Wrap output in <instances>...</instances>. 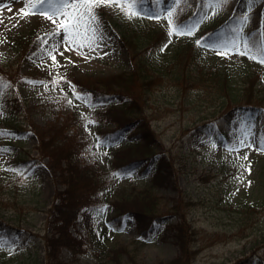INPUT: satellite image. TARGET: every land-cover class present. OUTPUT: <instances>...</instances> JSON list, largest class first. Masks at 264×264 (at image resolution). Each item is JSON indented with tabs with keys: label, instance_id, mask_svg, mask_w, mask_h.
<instances>
[{
	"label": "rangeland",
	"instance_id": "374dc122",
	"mask_svg": "<svg viewBox=\"0 0 264 264\" xmlns=\"http://www.w3.org/2000/svg\"><path fill=\"white\" fill-rule=\"evenodd\" d=\"M163 3V0L155 3V12L162 13L160 19H128L115 7L97 8L96 12L102 24V38L98 37L93 45L95 51L90 52L88 48H83V55L74 51L65 52L64 56L57 55L58 66L54 67L47 53L61 40V37L49 35L56 25L39 14L20 19L18 13L24 7L22 2L0 0V4H7L11 8V11H8L7 7L0 10V18L3 19V23H0V40L3 41L0 43V53H3L0 59L8 65L7 68L12 74V80L6 88L8 108L14 104L17 106L8 113V116L14 119L12 123L4 117L0 107V133H6L0 135V150L7 149L0 151V217L20 228L16 236L9 235L7 231H0V238L7 239L13 247L11 252L7 248L0 250V257L13 256L8 259L11 264H44L45 239H59L53 228L56 224V214L51 208L56 200V193L66 187L64 177L61 176L67 173V166L70 164H75L78 168L85 167L92 177L89 181L100 179L101 183L103 178L104 185L109 187L106 188L103 215L95 214L87 224L78 218L69 228L73 236L82 239V250L73 252L64 242H60L58 248L55 247L58 259L69 264H114L110 259L111 248H126V251L121 250L123 264H129L130 254L135 255L140 264L170 260L179 253L171 227L179 220L178 214L173 215L171 211V206L177 205L185 220L200 231L197 240L199 253L193 264H230L254 256L256 257L253 264H264V151L258 150L264 132L248 114H241L242 111L239 110L236 111V116H242L227 136L223 133H212L205 137L204 134L190 133L188 129L194 126L196 119L199 120L201 115H209L211 118L214 116L212 111L216 116L220 112L221 97L210 101L209 96H206L208 90H203L204 95L195 90L185 92L176 89L174 85L164 84L153 91L151 106L158 107L162 112L158 119L152 121L157 130L158 149L161 152L167 151L170 155L169 179L176 180L179 192L168 183L151 189L152 193L159 197L162 217L154 224L146 238L139 237L134 222L128 217L123 219L117 230L104 227L105 217L114 213L111 201L116 200L124 191L128 192L131 187L138 190L145 187L148 177L143 179L133 172L121 176L115 184L114 178L110 181L105 178L102 169L106 168L111 153L126 145L125 141L119 140L101 146L105 142L97 138V124H88L86 121H94L97 113H104L108 109L107 105L90 106L93 104L86 93L76 92L81 96V99H77L73 95L72 86L66 81L68 72L79 70L91 75L127 73L133 68L134 57L139 56L135 51L140 55L144 52L150 57L153 55V62L163 63L169 55V50L176 44L189 41L196 46V40L201 33L215 24L219 17L242 15L246 7V0H230L216 15H212L211 9L204 6L203 0H182L179 3L175 0L169 8ZM196 5L199 7L200 27L198 26L193 36H173L169 43L165 10L181 9L182 14L175 15V20L176 17L181 18L189 13L188 10L194 11ZM139 7L145 13L152 12L145 5ZM205 14L208 19H202ZM59 22L58 19L57 24ZM140 31L142 34H139ZM136 32L139 37L132 38L133 46L125 45L123 37L130 38ZM29 33L42 35L38 49L23 61L16 60L12 37ZM243 33L247 34L250 40L261 38L260 33H264V0H255L251 6ZM157 35L159 45H147L146 37L155 40ZM231 35H224L212 43L197 44L198 47H203L202 49L197 46L190 49L189 46L190 52L194 50L195 65L218 68L228 66L232 68L230 72L238 76L239 81H242L247 73H252L255 77L260 73L259 76L264 82V64L246 56L217 55L215 47L209 46L222 43ZM165 45L167 47H164ZM63 47L61 44L58 51H62ZM134 53L137 56H134ZM66 57L74 63H70ZM150 57H147V60ZM186 69L181 63L164 67L168 76ZM61 77L63 79H60ZM54 78L59 79L58 84L52 83ZM33 81L43 83H32ZM213 91L214 89L210 91V97ZM262 94L263 92L259 96L264 99ZM85 96L90 104L83 99ZM216 96L212 94V97ZM69 100L72 101L71 104L68 103ZM51 125L55 129L63 127L67 135L75 136V139L85 143L82 151L68 160L60 161V169L50 161L49 156L37 149L39 141L35 130H50ZM113 125L111 123L109 127ZM249 125L256 140L251 148L240 143L244 140V132L248 130ZM53 131L45 135L46 140L51 136V144L48 146L63 145L66 150L67 146L63 144L64 140H61L63 133ZM252 139L253 136H249L245 144L250 143ZM230 148L236 150L229 151ZM244 155H247V160L242 159ZM246 168L249 170L246 171ZM76 178L78 177L75 174L73 179ZM101 195L99 191L96 197ZM245 262L243 264H247Z\"/></svg>",
	"mask_w": 264,
	"mask_h": 264
},
{
	"label": "trees",
	"instance_id": "16d2710c",
	"mask_svg": "<svg viewBox=\"0 0 264 264\" xmlns=\"http://www.w3.org/2000/svg\"><path fill=\"white\" fill-rule=\"evenodd\" d=\"M163 2L164 6L169 8L175 0H163ZM141 5H145L150 11L156 9L153 0H143ZM180 11L182 10L179 8L175 9V15L182 14ZM188 12L182 15L181 18L176 17L175 20L186 25L194 24V22L200 20L198 5L195 6L194 11L188 10ZM236 26H238L236 15L225 18L219 17L216 23L207 31L200 36L198 35L201 44L212 43L217 38L231 34V29ZM135 37H139L137 32L130 38L124 36L125 45L131 47L132 38ZM41 38V34L34 33L12 37L11 42L16 53V60L23 61L29 54L36 51ZM146 39L148 40L147 45L150 43L154 44L153 47L159 45V35L155 40H153L154 38L150 40L147 37ZM193 46L196 48L197 43L196 46L189 41L176 44L169 50V55L163 63L153 62V55L150 57L145 52L140 55L135 51L139 56L138 58L134 57L133 68L127 73L91 75L79 70L68 72L66 81L72 86V92L74 90L78 93H86L90 96L93 104L105 103L109 106L104 113L96 114V119H94L98 124L97 136L105 142L101 146L119 140L125 141L126 145L113 151L106 162V168L102 169L101 172L105 173V178L109 181L114 178L115 184L120 176L132 172L143 179L148 177V181L146 180L148 184L145 187L139 190L131 187L128 192L124 191L116 200L111 201L114 213L104 219V227L107 229L117 230L123 219L128 217L134 222L136 233L141 238H146L152 231L154 224L159 222L162 217V212L159 209V197L153 194L151 189L168 183L169 186L176 187L179 192L176 180L173 178V181H170L169 179V174L171 175L170 155L167 151L161 152L158 149L157 130L152 125V121L158 119L162 113L158 107L151 106V94L159 86L171 84L176 89H182L185 92L195 90L203 94V90H208L209 93L206 96H209L210 101L221 97L218 115L216 116L213 111L214 116L211 118L208 117L209 115H201L199 120L196 119L194 126L188 129L193 135L204 134L205 137H208L212 133H223L227 136L229 130L237 126V121L242 116H236V111L239 110L242 111L241 114H248L256 122V125L264 130V99L259 96L261 92L264 94V82L259 74L257 73V77H255L254 74L247 73L246 77L239 81L238 76L235 73L232 74L230 72L232 68L228 66L226 68H218L217 66L199 67L197 64L195 65L194 50L190 52L188 49V47L191 49ZM198 48L202 49L203 47ZM137 55L134 53V56ZM147 57H150L149 60H147ZM1 61L0 59V85L3 86H0V107L4 117L12 123L14 119L10 118L8 113H11L17 106L14 104L13 107L8 108L6 94L7 84L12 80V74L10 69L7 68L8 65ZM180 63L187 69L179 73L175 72L171 76H168L164 71L165 66ZM238 82H241V84L239 85ZM213 89L214 91L210 97V91ZM212 94L217 96L212 97ZM109 109H114V111H109ZM214 109L216 108L214 107ZM111 123L114 125L109 127ZM49 129L54 130L53 133H63L61 140H64L63 144L67 146V149L65 150L63 145L48 146L51 144V136L46 140L45 135L51 133V131L46 129L35 130V133H38L39 141L37 149L42 154L49 156L50 161L60 169V161L68 160L72 155L82 151L85 148V143L77 138L75 139V136L67 135L63 127L59 126L55 129L51 125ZM72 165L67 166V173L61 176L64 177L65 189L56 193V201L52 203V212L54 211L56 214V224L53 228L59 239H52V237L51 239H45L44 264H69L57 257L56 248H58L59 243L64 242L73 252L81 251L80 240L82 239H77L70 233V226H73L80 216L87 224L95 214L103 215L101 210L106 205V188L109 186L104 185V179H101V183L100 179L89 181L92 177L85 167L78 168L75 164ZM75 174L78 178L73 179ZM68 177L70 179H66ZM99 191L102 195L96 197ZM171 211H173V215L178 214L179 217V220L171 225L179 253L170 260L159 261L155 264H193L199 253L197 240L200 231L185 220L184 216L179 213L177 205L171 206ZM19 229L18 226L9 224L0 217L1 232L7 231L9 235L16 236L20 232ZM121 250L126 251V248ZM121 250L111 248L110 259L113 260L114 264H123L121 261L123 251ZM12 257H0V264H11L8 259ZM255 257H249L247 260L242 258L230 264H243L245 261L247 264H253ZM128 261L129 264H140L135 259V255H128Z\"/></svg>",
	"mask_w": 264,
	"mask_h": 264
},
{
	"label": "snow or ice",
	"instance_id": "6c2138e0",
	"mask_svg": "<svg viewBox=\"0 0 264 264\" xmlns=\"http://www.w3.org/2000/svg\"><path fill=\"white\" fill-rule=\"evenodd\" d=\"M15 2H22L24 4V7L21 8L18 13L20 19H24L25 16L39 14L56 25L55 30L49 35L61 37V40L58 44L52 46L51 51L47 53L54 67L58 66L57 55L64 56V53L69 51H74L78 55H83L81 51L83 48H88L90 52L95 51L93 45L96 43L98 37L102 38V24L96 12V9L101 6L115 7L128 19H160L162 16L160 12H143L139 7L143 3V0H15ZM158 2L159 0H154V3ZM179 2L180 0H177V3ZM203 3L205 7L211 9L212 15H216L219 10H222L224 6L230 3V0H203ZM254 3L255 0H246L244 13L236 17L238 26L231 29L232 35L227 40L215 45H209L210 47H215L217 55L246 56L248 59L264 64V33H260L261 38L259 40H250L248 35L243 33V29L249 20L251 6ZM5 7L8 8V11H11V8L8 7L7 4H0V10H3ZM165 11L166 16H164V18L168 22L169 43H171V38L173 36H193L195 34L199 22L185 25L174 20L175 12L173 10L166 9ZM208 18L207 14L202 17V19ZM9 19H11V17ZM58 19L60 22L57 24ZM0 23H3L2 18H0ZM15 26L16 25H13V27ZM0 43H3V41L0 40ZM45 43H47V41H45ZM196 43L200 44V39H197ZM61 44L64 45L63 50L58 51ZM164 47H167V45ZM161 51H163V48ZM53 53H55V55ZM2 55L3 53H0V56ZM104 55H107V53H104ZM66 59H68L70 63H74L70 58L66 57ZM60 79L63 78L61 77ZM32 83L43 82L33 81ZM52 83L58 84L59 79L54 78ZM45 87H47V85H45ZM73 95L76 96L77 99H81V96L74 90ZM83 99L90 104L87 96L83 97ZM68 103L71 104L72 101L69 100ZM90 106L95 107V105L91 104ZM86 123L91 124L94 123V121L87 120ZM247 127L248 130L244 132V140H241L240 143L251 148L253 144L256 143V140L251 132V126L249 125ZM5 134L6 133H0V135ZM249 136H253V139L250 143L245 144ZM213 147H215V145H213ZM233 150L236 149H229V151ZM258 150L264 151V137L259 141ZM0 151H7V149ZM242 159L247 160V155H244ZM249 168L245 170L247 171ZM4 248H7L10 252L13 251L10 242L7 239L0 238V250Z\"/></svg>",
	"mask_w": 264,
	"mask_h": 264
}]
</instances>
